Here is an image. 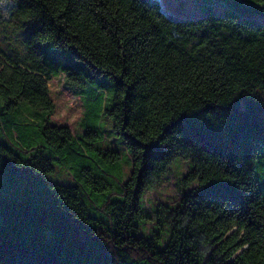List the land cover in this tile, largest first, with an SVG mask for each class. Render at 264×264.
Returning <instances> with one entry per match:
<instances>
[{
    "label": "trees",
    "instance_id": "16d2710c",
    "mask_svg": "<svg viewBox=\"0 0 264 264\" xmlns=\"http://www.w3.org/2000/svg\"><path fill=\"white\" fill-rule=\"evenodd\" d=\"M223 1L220 13L205 0L200 17L175 18L159 0H0V264H112L92 231L115 264H264V186L245 185L251 198L235 206L202 193L239 181L223 156L264 153V16L242 26L243 0ZM252 9L264 13V0ZM35 19L60 55L34 50ZM60 73L93 99L78 135L51 120ZM104 118L126 154L102 144ZM146 140L160 146L148 159L133 147ZM176 158L190 163L187 189L151 217L144 194ZM250 163L261 173L264 159ZM57 164L71 184L50 180Z\"/></svg>",
    "mask_w": 264,
    "mask_h": 264
},
{
    "label": "rangeland",
    "instance_id": "374dc122",
    "mask_svg": "<svg viewBox=\"0 0 264 264\" xmlns=\"http://www.w3.org/2000/svg\"><path fill=\"white\" fill-rule=\"evenodd\" d=\"M178 3H184V6L195 15L201 16L204 14L202 7H200L202 1L199 0H170ZM181 1V2H180ZM168 3V2H167ZM194 3H199V7L195 6ZM162 7L169 11V8L165 1H161ZM221 7L218 6L215 10L216 13H220ZM170 13V11H169ZM171 14V13H170ZM50 94L55 103V111L51 115V120L54 123L68 125L75 135L83 132L82 120L86 112V102L90 96L80 95L75 88L67 81L65 73L54 75L50 80ZM59 89V91H57ZM98 94L103 93L106 96L108 90H96ZM71 105V107H69ZM64 112V115H61ZM76 116V120H72V117ZM71 121V123H69ZM104 129L106 130V136L102 144L106 147L117 149L118 151L126 154V147L122 140L112 130L111 120L104 118ZM190 170V163L183 158H176L171 164L166 176L162 182L155 188L148 189L144 194L143 205L145 210L153 217V207L158 203H166L169 205L176 204L182 197V194L187 189L182 182L185 174ZM131 171V166L125 165V172L128 175ZM52 182L71 184L73 182V176L70 170L61 164L56 165V170L50 176ZM151 219V218H150ZM155 220H148L146 223L141 225V230L145 234H151L154 229Z\"/></svg>",
    "mask_w": 264,
    "mask_h": 264
},
{
    "label": "snow or ice",
    "instance_id": "6c2138e0",
    "mask_svg": "<svg viewBox=\"0 0 264 264\" xmlns=\"http://www.w3.org/2000/svg\"><path fill=\"white\" fill-rule=\"evenodd\" d=\"M254 2L255 0H251V2L250 0H243V2L237 6L238 12H242L245 15L242 16L240 14H236L233 17H235L242 26H251L253 25L251 23V18H254L257 16H264V13L257 14L253 11L252 3ZM42 25H43L42 19H35L32 25H30V34L36 37L35 39L32 40V43L35 45L34 50L37 52V54H44L47 56L60 55V53H53L49 47L42 46V45L49 44L48 40L37 35L38 33H42L44 31ZM64 57H65L66 62L70 61L71 59V55L68 53H65ZM49 87H52V85L49 84ZM57 91H59V89H57ZM242 95L248 98L249 100H253L252 98L244 95L243 93L237 96L234 100H236ZM233 101L230 102L229 106L232 105ZM262 104H264V102H262ZM0 106H3L2 102H0ZM69 107H71V105H69ZM228 107H226L225 109H227ZM198 113L199 112L180 115L178 118H176L172 122L170 127L173 126L174 122L180 121L181 118L192 119ZM64 114H65L64 112H61V115H64ZM76 119H77L76 116L72 117V120H76ZM205 119L210 121L214 128L224 127L223 123L213 122L207 118ZM69 123H71V121H69ZM173 130H175L179 134V137L182 138L178 129L173 128ZM160 139L163 140V137H161ZM133 147L135 150H138L139 152L143 153L145 159L154 157L160 151L159 141L150 142L146 140L142 142L141 144L134 145ZM223 157L226 161V164H225L226 170L229 172H232L234 170L235 173H239L240 174L239 181L229 182V183L206 182L207 187L203 188L202 193L203 195L210 197L214 201H219L222 204L226 203L227 205H230V206L242 205L244 203L245 196L249 195L248 192H246L245 190V185L250 186L252 183L259 182V186H264V168L261 169V173H257L256 169L253 168V166L250 163L253 157H256L258 159H264V153L250 151L235 160L227 156H223ZM245 171L247 172V175L244 174ZM249 198H251L250 195H249ZM90 235L94 239L99 241L100 245L103 247V250L111 256L112 264H115V257L112 254V249L109 247H106L107 242L103 238L99 237L98 234H94L93 231L90 233Z\"/></svg>",
    "mask_w": 264,
    "mask_h": 264
},
{
    "label": "built area",
    "instance_id": "2783aa9c",
    "mask_svg": "<svg viewBox=\"0 0 264 264\" xmlns=\"http://www.w3.org/2000/svg\"><path fill=\"white\" fill-rule=\"evenodd\" d=\"M220 3H222V2H220Z\"/></svg>",
    "mask_w": 264,
    "mask_h": 264
}]
</instances>
